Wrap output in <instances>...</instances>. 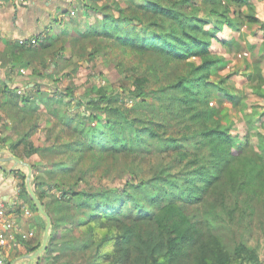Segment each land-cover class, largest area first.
I'll use <instances>...</instances> for the list:
<instances>
[{"label":"trees","instance_id":"obj_1","mask_svg":"<svg viewBox=\"0 0 264 264\" xmlns=\"http://www.w3.org/2000/svg\"><path fill=\"white\" fill-rule=\"evenodd\" d=\"M108 1H75L74 8L79 3L96 17L75 34L66 28L40 33L0 52V66L6 54L12 67L32 65L24 85L9 90L12 80H2L0 89L10 93L3 101L17 134L10 147L32 165V186L50 229L79 227L91 264H264L243 237L257 226L264 232V154L246 130L240 134L235 123L221 120L222 98L237 103L240 95L210 75L225 64L213 42L225 51L236 43L218 35L225 26L236 28L230 4L246 0ZM112 46L121 56L116 81L92 84L82 97L59 85L77 69L75 63L65 70L66 60L76 55L88 65ZM215 93L222 98L215 100ZM42 119L50 123L40 128ZM40 130L44 138L36 144ZM151 148L165 158L147 163ZM119 158L130 163V178L119 188L95 185L91 179L108 177ZM41 166L46 178L39 177ZM20 186V196L34 206L24 177ZM45 187L59 192H47L53 203L66 202L56 216L47 209ZM141 190L147 191L143 200L135 196ZM54 237L52 231L35 264ZM22 244L29 252L40 240Z\"/></svg>","mask_w":264,"mask_h":264},{"label":"rangeland","instance_id":"obj_2","mask_svg":"<svg viewBox=\"0 0 264 264\" xmlns=\"http://www.w3.org/2000/svg\"><path fill=\"white\" fill-rule=\"evenodd\" d=\"M95 1V3L99 5L103 2H109L108 0ZM81 10L79 6L77 8L73 7L69 10L68 14H62L60 17V22H62L60 26H53L54 31L58 33L62 28H66V32L70 31L69 34L71 35L75 34L78 26L84 29L85 25L94 24L96 17H89ZM230 10L235 12V15L239 18V22L237 21L235 29L225 26L218 35L220 37L224 36L225 38L232 36L235 38L236 43L233 44L230 50L225 51V49L220 48L218 43L213 42L212 47L224 56L222 60L225 64L220 67H214L210 75L211 80L222 82V84L230 88L232 92H237L240 95V101L231 103L221 96H218V93L214 94V99L217 100L222 98L219 105L221 120L235 123L234 130L240 134L246 130L252 145L259 146V152H263L264 154V0H246V2L241 3L233 2L230 4ZM114 12L117 13L115 10ZM249 17L256 19L252 21ZM66 37H68V35ZM89 41L91 40L87 39L82 41L87 43L86 49L88 50L92 48L91 43H93V41ZM79 44L78 42L77 46ZM66 54L69 55L70 51L66 50ZM120 57L117 48L113 46L107 49V53L105 54H95L92 62L88 65L85 64L83 60L81 62L78 61L79 58L75 55L73 58L66 60V63H63L67 64L65 70L68 68L69 71H72L75 63H77L76 71H72L68 79H62L59 85L62 87L65 85L72 86L73 93L78 97H82V95H84L83 93L89 90L92 84H105L117 80L119 74L115 69V63ZM31 66L29 70L27 69L28 73ZM96 74L97 76H95ZM47 83L48 82H46L47 86H44L45 89L49 86ZM54 89L55 88L51 86L50 91ZM42 120L44 121L40 122V128L50 123L46 122L45 119ZM53 120L57 121L58 119L53 117ZM61 121L62 120H60V122ZM19 125V132H22L21 130L24 127H22L21 124ZM43 138L44 135L41 130L37 131L33 136L36 144H40ZM153 149L156 148L153 147ZM153 149L150 154L154 156L151 158V155L148 154L150 161L147 163L160 162L162 158H165L163 154L157 151L155 152ZM34 161L37 162L36 160ZM116 163V167L112 169L108 177L97 180L95 176L91 179L94 181L95 185H99L98 183L101 182L104 186L119 188L117 186H120L124 179L130 178V174L128 173V166L130 163L120 158ZM100 171L101 168L98 170V173ZM38 173L40 178H46L48 176L45 171H43L42 166L39 167ZM145 176H148V174ZM123 188L131 193L133 191L129 187ZM148 190L156 191V188L149 185ZM45 191L46 197L44 201L47 204V209L52 216H56L57 211L63 205H66V202L53 203V197L50 195L59 193L55 188L46 189L45 187ZM47 192H49L50 195L47 194ZM135 196L137 199L143 200L145 196L147 197V191H136ZM127 206L131 207L132 201L129 202ZM30 208L39 214L35 206L30 205ZM43 226L44 219L41 218V226L37 234L38 240L42 238ZM52 231L55 237L51 240L49 244L50 250L44 253L40 264H91L90 252L92 249L87 248V251H85L81 247L79 238L84 235L79 227L73 224H65L52 230L50 229V233ZM33 237L35 239V236ZM243 237H248V243L257 248L259 254L264 256V232L260 226L253 228L252 233H243ZM76 238H78V240H75ZM8 246H10V243Z\"/></svg>","mask_w":264,"mask_h":264},{"label":"crops","instance_id":"obj_3","mask_svg":"<svg viewBox=\"0 0 264 264\" xmlns=\"http://www.w3.org/2000/svg\"><path fill=\"white\" fill-rule=\"evenodd\" d=\"M75 1L77 0H0V52L8 48L12 42H22L34 35L40 33L45 35L49 31H54L53 26H60L62 22H60V17L64 13L68 14L67 11L73 8ZM77 4L76 7L79 6V3ZM8 57V54L4 56L7 62L4 63V66H0V84L2 80L11 79L13 83L9 84L10 88L8 89L12 90L15 85H24L25 80L31 77V69L28 73L30 66L25 69L12 67L7 59ZM30 85H32V82H30ZM9 94L8 90L2 92L0 89V202L9 203L15 198L25 202L27 208L31 210V214L16 212L14 217L24 230H34L35 240H38L37 234L42 217L30 208V203L25 200L23 195L20 196L22 176L24 175L25 180L26 170L24 167H20L8 171L9 168L14 166V162L8 158L10 153L14 154L10 142L17 135L11 128L13 120L9 114L6 115V110L3 107V101ZM32 157L30 158L34 161L36 156L33 155ZM23 253H25V249L22 240H19L17 245L8 247L6 250L5 260L7 264L14 257ZM17 264H35V262L26 260Z\"/></svg>","mask_w":264,"mask_h":264},{"label":"built area","instance_id":"obj_4","mask_svg":"<svg viewBox=\"0 0 264 264\" xmlns=\"http://www.w3.org/2000/svg\"><path fill=\"white\" fill-rule=\"evenodd\" d=\"M32 39V44L35 43ZM16 212H23L30 215L31 210L27 204L19 198H15L9 203L0 202V264H7L5 260L8 247L17 245V241L33 237V230H24L14 217ZM10 243V246H8Z\"/></svg>","mask_w":264,"mask_h":264},{"label":"water","instance_id":"obj_5","mask_svg":"<svg viewBox=\"0 0 264 264\" xmlns=\"http://www.w3.org/2000/svg\"><path fill=\"white\" fill-rule=\"evenodd\" d=\"M8 158L14 162V166L8 169V171H13L15 168L24 167L26 168V174H25V186L27 193L29 197L31 198L34 206L36 207L38 213L41 215V217L44 219V229H43V235L40 241V244L38 247L32 251L25 252L19 256L14 257L12 260L9 261V264H17L20 261H36L39 259V257L42 255V253L46 250L48 245V239L50 234V228H51V217L48 214V212L45 210L43 203L41 202L40 198L35 193L33 186L31 184V180L33 178V168L31 163L23 160L22 158H19L15 156L14 154L10 153L8 155Z\"/></svg>","mask_w":264,"mask_h":264}]
</instances>
